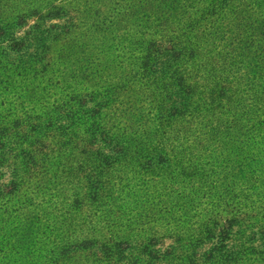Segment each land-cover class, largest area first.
Returning <instances> with one entry per match:
<instances>
[{"label": "rangeland", "instance_id": "obj_1", "mask_svg": "<svg viewBox=\"0 0 264 264\" xmlns=\"http://www.w3.org/2000/svg\"><path fill=\"white\" fill-rule=\"evenodd\" d=\"M78 3L61 42L68 95L33 104L19 86L22 98L0 104V184L17 187L0 211L6 241L20 248L19 232L33 230L25 247L35 256L25 260L45 264L153 263L148 251L173 252L155 264H203L220 245L261 249L264 135L240 120L245 97L235 88L255 57L241 21L228 18L224 41L201 56L215 85L164 67L157 11ZM180 80L196 91L183 93ZM224 81L233 90L222 92Z\"/></svg>", "mask_w": 264, "mask_h": 264}, {"label": "trees", "instance_id": "obj_2", "mask_svg": "<svg viewBox=\"0 0 264 264\" xmlns=\"http://www.w3.org/2000/svg\"><path fill=\"white\" fill-rule=\"evenodd\" d=\"M132 1L133 5L139 4L158 12L157 17L162 21L160 31L168 35V39L165 38L168 46L160 49L161 53L168 56L164 67L201 75L205 81L211 80V84L215 85L219 82L215 81L213 74L202 73L204 67L201 56L209 52L218 41H224L226 35L223 23L228 18L241 21V37L247 39L255 57L252 72L243 74L241 87L235 88V95L245 97L241 103L240 120L243 131L264 135V0ZM75 4H79L78 0H0V104L22 98L24 95L16 91L19 86L20 89L30 87L27 88L24 101L33 104L49 102L53 98L64 99L68 95L63 86L67 46L64 47L61 42L73 27L69 16L76 11ZM59 18H66V23L46 24L48 20ZM33 19L35 22L28 24ZM104 20L105 17L98 19ZM232 41L236 47L240 40L236 38ZM57 44L62 46L56 48ZM224 82L228 87L226 84L219 86L222 92L223 89L233 90L229 81ZM197 86L187 85L185 80H180L178 89L183 93H191L196 91ZM57 89L60 94H57ZM15 191L17 187L12 182L9 187L0 184V211L3 212L1 208L8 206L10 198L16 195ZM261 228V249L243 244L230 249L220 245L207 251L201 261L203 264H248L249 259L246 260V257L251 256L261 263L264 259V225ZM230 236L226 234L225 240ZM9 237V234L0 231V264H45L25 260L35 256L34 252L25 247L33 240V230L26 228L19 232V239L24 240L20 248L15 241L7 242ZM248 237L250 240L255 239L254 236ZM8 244L10 247L6 248ZM172 254L170 251H148L145 256L150 257L153 263L146 264L166 260ZM45 256L41 254L36 258ZM213 259L217 261L213 262Z\"/></svg>", "mask_w": 264, "mask_h": 264}]
</instances>
